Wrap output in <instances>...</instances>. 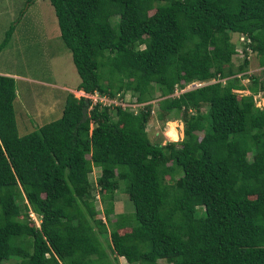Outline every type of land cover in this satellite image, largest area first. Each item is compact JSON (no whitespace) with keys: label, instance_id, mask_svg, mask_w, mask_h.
<instances>
[{"label":"trees","instance_id":"16d2710c","mask_svg":"<svg viewBox=\"0 0 264 264\" xmlns=\"http://www.w3.org/2000/svg\"><path fill=\"white\" fill-rule=\"evenodd\" d=\"M47 1L79 78L74 90L129 92L137 103L157 91L156 119H178L182 138L149 140V103L115 105L114 120L113 104L70 92L58 118L19 135L14 81L0 74V263L110 264L107 235L126 264H264V107L252 98L264 91V69L247 86L236 76H245L247 50L264 68V0ZM232 33L244 56L224 72L236 55ZM168 122L178 139L180 124ZM120 182L133 211L111 220Z\"/></svg>","mask_w":264,"mask_h":264},{"label":"rangeland","instance_id":"374dc122","mask_svg":"<svg viewBox=\"0 0 264 264\" xmlns=\"http://www.w3.org/2000/svg\"><path fill=\"white\" fill-rule=\"evenodd\" d=\"M10 25L14 27L13 31L6 45L0 50V74L13 78L15 90L13 112L17 132L22 135L58 118L65 95L70 92L75 97L80 96L79 90H74L79 78L71 62L70 53L59 38L56 18L52 6L47 0H0V41ZM231 41L237 46L236 55L232 56L230 65L223 66L224 72L235 70L244 56L241 49L243 37L232 33ZM245 57L248 60L245 76H242V73H238L236 76H240V83L247 86L249 85L247 77L258 74L264 68L258 65L257 57L249 50ZM211 81L213 80H209V82ZM190 87L191 84L184 89ZM177 92L176 90L174 94ZM235 92L249 94L246 89ZM89 98L94 103L92 95ZM151 98L147 102L137 103L134 102V96L129 92H125L123 96L115 95L112 100L113 106L108 107L109 114L115 120L117 118L115 105L127 107L136 112L144 104L149 103L151 110L145 128L149 140L159 141L161 144L179 142L182 138V123L178 119L157 120V91L151 93ZM252 98L255 106L264 107V91L255 93ZM200 111L205 112L206 106H202ZM168 121L180 124V130L177 126L175 127L177 132L180 131V136L176 140H170L171 137L173 139L175 137L174 130ZM97 173L98 169L94 167L88 173V180L94 183ZM92 194L93 196L89 199L97 211L95 217L104 222L102 214L104 205L99 201L97 188H94ZM131 211H133V206L127 199V194L120 182L113 194L112 213L109 215V219L114 220L117 214H129ZM31 217L34 216L31 214ZM35 223L38 224V221L35 220ZM125 230L120 229L119 232ZM107 239V235L106 240L100 237L110 264H126L122 257L116 256L110 251ZM0 264H18V259L10 255ZM158 264H163V262L158 260Z\"/></svg>","mask_w":264,"mask_h":264},{"label":"built area","instance_id":"2783aa9c","mask_svg":"<svg viewBox=\"0 0 264 264\" xmlns=\"http://www.w3.org/2000/svg\"><path fill=\"white\" fill-rule=\"evenodd\" d=\"M202 83H200V82H194V83H192L191 84V87H194V86H198V85H201ZM80 96H90V95H87V94H85V93H80ZM92 98H93V100H94V102H96V101H98V102H100L102 105H110V104H108V103H111V104H113V102H112V100L113 99H107L106 97H100L99 95H97V94H94V95H92ZM106 102H107V104H106ZM115 103V102H114Z\"/></svg>","mask_w":264,"mask_h":264},{"label":"clouds","instance_id":"9594fccd","mask_svg":"<svg viewBox=\"0 0 264 264\" xmlns=\"http://www.w3.org/2000/svg\"><path fill=\"white\" fill-rule=\"evenodd\" d=\"M82 91L79 90V93H81ZM83 93V92H82Z\"/></svg>","mask_w":264,"mask_h":264}]
</instances>
